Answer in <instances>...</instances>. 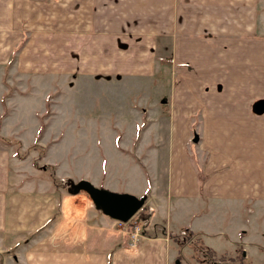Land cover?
<instances>
[{
	"label": "crops",
	"instance_id": "1",
	"mask_svg": "<svg viewBox=\"0 0 264 264\" xmlns=\"http://www.w3.org/2000/svg\"><path fill=\"white\" fill-rule=\"evenodd\" d=\"M259 32L264 35V0H0V136L21 139L28 130L45 147L48 138L55 144L68 129L84 128L76 123L70 91L80 77L97 82L101 96L113 93L115 100L95 102L101 115L86 132L108 139V148L94 143L99 157L92 155L91 170L78 178L59 170L51 147L44 159L54 162L61 179L144 197L147 210L141 223L134 219L141 232L133 247L130 228L117 226L88 198L54 197L60 214L45 230L52 242L44 237L43 246L17 248H38L44 256L68 252L43 264H189L178 258L185 244L172 237L186 231L216 252L241 244L254 261L264 248V193L253 176L264 156L254 158V100L233 99L232 60L233 43L239 49L259 43ZM24 34L17 55L26 65L16 70L32 82L5 83L4 75L15 73L8 63ZM158 59L170 60L176 82H156ZM49 80L53 86L45 85ZM219 85L223 94L213 97ZM49 91L57 94L52 115ZM26 102L32 107L21 109ZM28 110L31 126L25 125ZM8 127L11 136L4 135ZM3 164L0 155V183L10 178L11 163ZM43 199H28L38 215ZM38 219L26 217L19 231L38 229Z\"/></svg>",
	"mask_w": 264,
	"mask_h": 264
},
{
	"label": "rangeland",
	"instance_id": "2",
	"mask_svg": "<svg viewBox=\"0 0 264 264\" xmlns=\"http://www.w3.org/2000/svg\"><path fill=\"white\" fill-rule=\"evenodd\" d=\"M254 39L257 40L255 42L259 43H243L241 49H239V44L233 43V99L247 98L254 100L253 111L257 116L254 115L253 119V147L254 158L258 160L259 156H264V35L259 32V34L254 35ZM25 40L26 35L24 34L22 40L14 47L13 57L9 60L8 66L15 67V73L13 75L5 74L3 79L5 83H10L12 80L9 81L8 79H13L14 84H17L16 82L19 81L20 83L21 80L22 82H26L28 78L32 82L33 76H27L16 70V67L26 65L22 63L26 59L22 58L21 60L17 55ZM51 47L52 44H49L52 54ZM31 61L35 63L34 60ZM50 61L54 62L52 58H50ZM158 62V80L156 82L165 85H169L174 81L176 82L175 71H168L166 66L170 64V60L158 59ZM35 66L37 65L35 64ZM16 72L19 73L17 74ZM49 78L46 77V80ZM246 80L248 84L250 81L251 86L247 85ZM52 83L53 80H49L45 85L53 86L54 84ZM96 84L98 83L90 82L88 79L84 80L82 77H80L79 83L74 82V89L70 91L73 93L72 100L69 102L73 103V114H77L76 123L78 125L84 123L85 125L84 128L78 127V130L68 129L57 143L54 144V141L48 138L45 141L44 147V145L39 143L41 141L40 138L34 139V132H29L28 130L21 139L0 136V155L4 156L3 166L7 160L11 163L9 180H3L0 183V264H43L44 260L51 259L52 261L54 255H61L62 259L68 257V252L65 251L48 250L46 253L49 255L44 256V251L38 248L21 249L17 247H19L18 244L20 243L25 245L41 244L43 246L44 237L50 238V242H52V235L48 236L45 234V232H48L45 230L54 226L55 219L60 214V204L58 203L57 205V202H51L54 197L61 198L64 195L70 194L78 196L80 203L85 202L87 198L91 200L85 190L77 188L79 180L61 179L55 172L54 162L50 161L60 162L59 170L63 171L67 176L78 178L91 170L88 166L90 165L92 155L96 160L99 157L100 153L93 150L94 143H104L106 149L108 148V139L105 138L103 140L100 138L99 141V138H93L86 132V126L97 122L98 116L101 115L102 108L96 107L95 102L97 100L109 102L115 100L113 93L105 98L102 97L101 87H96ZM237 85H239L238 88H236ZM218 89L213 91L215 95L213 97L223 94V91H220L221 85H219ZM30 92L32 93V91ZM203 92L207 95L210 94L209 91ZM46 93H48L46 97V112L50 114L54 109L53 103L55 102V98H57V94L54 91ZM166 100L167 97L164 96L163 101ZM30 107H32V103L26 102L23 103L21 109L27 110ZM2 108L5 111V106H2ZM109 109L113 110L114 108L111 107ZM66 115L68 116V113ZM29 117L30 113L28 110V113L24 115V118H26L25 125L31 126L33 119ZM64 117L59 118L57 125L64 124ZM195 125H193L192 129L193 135H199V131ZM9 126H13L12 122ZM10 129L11 127H8L5 130V136L13 135ZM235 132L233 131V139ZM49 148L51 151L49 156L52 160L47 161L44 158ZM87 149L89 150L87 151ZM74 151H76L75 154ZM254 166L256 167V164ZM253 177L255 188L263 190L264 193V166L262 170H254ZM37 196H45V200L43 199L45 208L40 210L39 215L33 212L32 208H29L31 203L28 200ZM65 205L69 206L70 204L66 203ZM34 215L39 216L36 222L41 223V228L39 227L36 230L25 229L24 233L19 231L22 221L26 217ZM134 219L141 223L138 215ZM41 230H43V233ZM172 237L175 239L176 244H185L186 247L183 250H179L178 258L187 260L189 264H264V248L260 246L259 250L261 253L256 254L254 261L250 257L245 256V262L241 263L238 260V256L241 254V251L246 254V250L241 244L235 246L230 251H214V254H209L207 252L208 247L204 245L198 236L183 231L179 234H173ZM39 242L41 243L39 244ZM222 244L225 245L226 243Z\"/></svg>",
	"mask_w": 264,
	"mask_h": 264
},
{
	"label": "water",
	"instance_id": "3",
	"mask_svg": "<svg viewBox=\"0 0 264 264\" xmlns=\"http://www.w3.org/2000/svg\"><path fill=\"white\" fill-rule=\"evenodd\" d=\"M197 140V135H194L193 141L196 142ZM77 188L85 190L93 204L105 214L123 222L133 218L144 203V198L99 188L85 180H80L77 183Z\"/></svg>",
	"mask_w": 264,
	"mask_h": 264
},
{
	"label": "built area",
	"instance_id": "4",
	"mask_svg": "<svg viewBox=\"0 0 264 264\" xmlns=\"http://www.w3.org/2000/svg\"><path fill=\"white\" fill-rule=\"evenodd\" d=\"M116 224L119 227H129L130 228V237H131V245L133 247L136 246V239L140 236L141 228L140 225L134 220L130 219L127 222L116 220Z\"/></svg>",
	"mask_w": 264,
	"mask_h": 264
},
{
	"label": "trees",
	"instance_id": "5",
	"mask_svg": "<svg viewBox=\"0 0 264 264\" xmlns=\"http://www.w3.org/2000/svg\"><path fill=\"white\" fill-rule=\"evenodd\" d=\"M140 198H144V197H140ZM146 210V208L145 207H141V209L138 211V213L136 214V215H139V218L140 219H144V215H146L147 214V210ZM190 233V232H189ZM191 234V233H190ZM192 235V234H191ZM206 248V247H205ZM207 252H209V254H214V251L213 250H211L210 248H207ZM239 258H238V260H239V262H241V263H244L245 261H244V254L242 253V251H241V254L238 256Z\"/></svg>",
	"mask_w": 264,
	"mask_h": 264
},
{
	"label": "flooded vegetation",
	"instance_id": "6",
	"mask_svg": "<svg viewBox=\"0 0 264 264\" xmlns=\"http://www.w3.org/2000/svg\"><path fill=\"white\" fill-rule=\"evenodd\" d=\"M132 219V218H131Z\"/></svg>",
	"mask_w": 264,
	"mask_h": 264
}]
</instances>
